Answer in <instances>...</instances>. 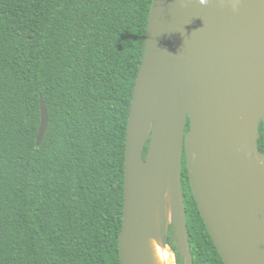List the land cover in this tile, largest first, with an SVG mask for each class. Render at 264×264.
<instances>
[{"label": "trees", "instance_id": "trees-1", "mask_svg": "<svg viewBox=\"0 0 264 264\" xmlns=\"http://www.w3.org/2000/svg\"><path fill=\"white\" fill-rule=\"evenodd\" d=\"M153 2L0 0V264H121L128 123ZM183 184L194 264H225L185 156ZM168 244L185 264L172 223Z\"/></svg>", "mask_w": 264, "mask_h": 264}, {"label": "water", "instance_id": "water-1", "mask_svg": "<svg viewBox=\"0 0 264 264\" xmlns=\"http://www.w3.org/2000/svg\"><path fill=\"white\" fill-rule=\"evenodd\" d=\"M148 76L162 90L161 103L172 110L173 123L160 137L151 135L145 155L149 132L139 121ZM41 111L38 144L49 125L43 98ZM261 122L264 0H154L128 123L121 264H142L148 188L170 146L172 224L185 264H194V258L184 156L200 213L225 264H264ZM222 163L230 167L229 181L222 177ZM230 187L233 195L227 193ZM230 210L240 214L242 230L233 227Z\"/></svg>", "mask_w": 264, "mask_h": 264}, {"label": "bare ground", "instance_id": "bare-ground-1", "mask_svg": "<svg viewBox=\"0 0 264 264\" xmlns=\"http://www.w3.org/2000/svg\"><path fill=\"white\" fill-rule=\"evenodd\" d=\"M148 77L149 80L144 86L139 122L145 134L149 132V127L153 124L152 136L155 139L172 125L173 113L169 107L161 103L162 90L156 88L153 80L150 81L152 77ZM171 151L172 146L168 148L156 166L148 188L144 211L145 231L142 241V264H177L174 251L168 244H164L162 235H160V229L168 219ZM220 170L224 180H231L230 167L226 163L221 164ZM227 193L233 195L235 189L230 187L227 189ZM230 215L233 227L242 230L244 223L240 219V214L235 210H230Z\"/></svg>", "mask_w": 264, "mask_h": 264}, {"label": "rangeland", "instance_id": "rangeland-1", "mask_svg": "<svg viewBox=\"0 0 264 264\" xmlns=\"http://www.w3.org/2000/svg\"><path fill=\"white\" fill-rule=\"evenodd\" d=\"M152 129H153V127L151 126L149 133H148V138H147L148 146L150 144L151 135H153ZM261 162H262V164L264 163V157L261 158ZM169 195H170V187H169V193H168V198L170 201ZM171 223H172V215H171V201H170L169 209H168V219L163 223V226L160 229V235H162V240H163L164 244H167L166 239L168 238L169 227H170Z\"/></svg>", "mask_w": 264, "mask_h": 264}, {"label": "clouds", "instance_id": "clouds-1", "mask_svg": "<svg viewBox=\"0 0 264 264\" xmlns=\"http://www.w3.org/2000/svg\"><path fill=\"white\" fill-rule=\"evenodd\" d=\"M204 2H206V0H201V3H204Z\"/></svg>", "mask_w": 264, "mask_h": 264}]
</instances>
